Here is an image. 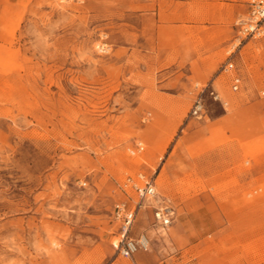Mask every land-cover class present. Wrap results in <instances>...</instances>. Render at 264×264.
I'll use <instances>...</instances> for the list:
<instances>
[{
	"label": "rangeland",
	"instance_id": "obj_1",
	"mask_svg": "<svg viewBox=\"0 0 264 264\" xmlns=\"http://www.w3.org/2000/svg\"><path fill=\"white\" fill-rule=\"evenodd\" d=\"M246 1L0 0V264H264V40L239 43ZM137 173L175 217L140 210L129 236L149 242L127 258L112 212Z\"/></svg>",
	"mask_w": 264,
	"mask_h": 264
},
{
	"label": "built area",
	"instance_id": "obj_2",
	"mask_svg": "<svg viewBox=\"0 0 264 264\" xmlns=\"http://www.w3.org/2000/svg\"><path fill=\"white\" fill-rule=\"evenodd\" d=\"M235 27L241 41L264 40V0H247L246 11L235 21ZM222 71L231 73V89L239 90L242 84V77L232 59L228 58L221 67ZM208 89V85L200 87L199 92L193 100L190 114L197 117L204 111L202 92ZM214 100L222 101L221 97L214 90L210 91ZM264 95V91L262 92ZM225 104V102H222ZM137 151L142 150L140 143L136 145ZM134 152V150L132 151ZM119 188L126 195V199L120 200L114 204L112 216L119 223L120 238L115 245L118 253L130 258L138 249H147L148 242L129 236V231L135 217L140 210L147 206L153 209V225L165 229L168 227L174 217L175 210L169 198L161 196L156 188L154 177L137 173L134 176H128L119 184Z\"/></svg>",
	"mask_w": 264,
	"mask_h": 264
},
{
	"label": "bare ground",
	"instance_id": "obj_3",
	"mask_svg": "<svg viewBox=\"0 0 264 264\" xmlns=\"http://www.w3.org/2000/svg\"><path fill=\"white\" fill-rule=\"evenodd\" d=\"M141 240L143 241V242H149V240L147 239V237L144 235V234H141ZM116 245H117V243H116Z\"/></svg>",
	"mask_w": 264,
	"mask_h": 264
}]
</instances>
